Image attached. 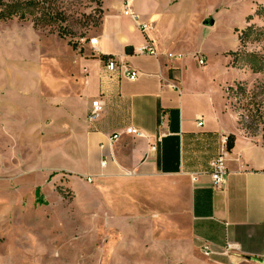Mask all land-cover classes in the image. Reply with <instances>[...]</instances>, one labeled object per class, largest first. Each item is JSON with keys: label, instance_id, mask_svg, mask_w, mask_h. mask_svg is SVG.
<instances>
[{"label": "crops", "instance_id": "1", "mask_svg": "<svg viewBox=\"0 0 264 264\" xmlns=\"http://www.w3.org/2000/svg\"><path fill=\"white\" fill-rule=\"evenodd\" d=\"M250 6L239 27L232 25V33L214 41L212 31L220 32L217 14L198 16L189 0H132L131 10L150 25L147 33L124 13V0H103L97 52L56 57L52 72L44 69L43 56L33 65L42 108L47 104L53 115L36 114L28 133L35 135V156L45 163L43 180L65 172L77 176L69 187L85 190L89 249L97 247L101 230L108 235L102 246L112 253L134 248V238L145 233L156 242L164 224V237L178 231L195 249L213 251L211 264H264V144L239 132L225 90L235 78L230 59L241 47L236 30L250 20L252 1ZM148 39L157 54H137ZM105 56L131 65L140 76L130 80L120 70H107ZM16 69L19 76L26 72ZM96 99L102 110L90 122ZM129 126L146 137L126 134ZM114 133L121 136L110 145ZM230 135L235 140L228 150ZM219 154L227 175L217 188L209 163ZM86 176L95 183L84 182ZM36 185L23 202L27 212L12 214V221L74 220L52 185Z\"/></svg>", "mask_w": 264, "mask_h": 264}, {"label": "rangeland", "instance_id": "2", "mask_svg": "<svg viewBox=\"0 0 264 264\" xmlns=\"http://www.w3.org/2000/svg\"><path fill=\"white\" fill-rule=\"evenodd\" d=\"M2 1L30 7L27 19L15 16L4 21L0 17V264H211L209 256L195 249L189 238L178 231H174L173 238L164 237V224L158 227L156 242L145 233L134 238V248L112 253L113 249L108 251L102 246L108 235L101 230L97 247L88 248L92 234L90 223L85 221V190L78 192L69 187L68 183L77 176L65 172L43 180L45 163L35 156L37 142L28 131L36 114L53 115L47 104L42 108L38 69L33 65H38L39 56H43L44 69L52 72L56 57L91 53L89 39L96 36L100 25L103 0ZM189 1L198 16L208 11L217 14L220 32L212 31L210 38L214 41L221 33L231 32L232 25L242 24L243 14L252 11V1L250 20L236 30L241 47L230 59L235 78L225 90L227 104L237 116L239 132L264 144V0ZM39 19L49 25L35 26ZM16 68L26 72L19 76ZM61 159L64 162L68 158ZM43 181L52 185L68 205L66 211L74 215V220L12 221V214L27 212L22 210L28 206L23 205L24 200L33 197L36 184ZM84 182L95 183L87 179ZM39 194L37 191L38 198ZM12 198H17L18 203L13 204Z\"/></svg>", "mask_w": 264, "mask_h": 264}, {"label": "built area", "instance_id": "3", "mask_svg": "<svg viewBox=\"0 0 264 264\" xmlns=\"http://www.w3.org/2000/svg\"><path fill=\"white\" fill-rule=\"evenodd\" d=\"M124 8H125L124 13L126 15H129L137 23V26L142 32L147 33V31L150 28V25L148 23L141 22L139 19V16L131 10L132 0H124ZM89 45L93 53L98 51L96 37H92L89 39ZM136 53L156 55L157 50H156L154 43L150 39H148L144 45L136 48ZM169 56H172V54H170ZM104 61H105V67L107 70L109 71L120 70L121 74L130 80H136L140 76V72L137 69H135L134 67L126 63H118L114 56H105ZM198 62L200 65H204L205 59L203 57H199ZM101 110H102L101 101L99 99L94 100L92 103V107L88 113V120L90 122L95 121L97 117L100 115ZM199 124H201V122H199ZM124 132L126 134L133 135L138 138L146 137V134L144 131L138 128H135L133 126L127 127ZM120 136H121V133H114L113 135H111L109 139L110 140L109 144L112 145L114 142H116L120 138ZM105 147L106 145L102 143L101 148L104 149ZM151 149L155 150L156 146L155 145L151 146ZM107 164H108L107 159L101 160V163H100L101 167L104 168L107 166ZM209 166H210V174L213 180V186L217 188L222 187L226 181V175H227V166H226V160H225L224 154H219L216 157H214L210 161ZM85 179H87V181L93 180L91 176H86ZM203 252L206 256H211L214 253L208 248H205Z\"/></svg>", "mask_w": 264, "mask_h": 264}, {"label": "trees", "instance_id": "4", "mask_svg": "<svg viewBox=\"0 0 264 264\" xmlns=\"http://www.w3.org/2000/svg\"><path fill=\"white\" fill-rule=\"evenodd\" d=\"M3 6V7H2ZM2 7V8H1ZM17 4L16 3H10V4H7V3H4L2 0H0V17L6 21V20H9V19H12L13 17L17 16L19 19H27V14H28V10L27 8H29L30 6H25V5H20L18 8L20 9H17ZM40 23H42L43 25L47 24L49 25V23H46L44 21V19H39V20H36L34 22L35 26L36 25H40ZM105 58V57H104ZM234 140H235V137L234 135H230L229 138H228V142H227V148L228 150H231L234 146Z\"/></svg>", "mask_w": 264, "mask_h": 264}, {"label": "water", "instance_id": "5", "mask_svg": "<svg viewBox=\"0 0 264 264\" xmlns=\"http://www.w3.org/2000/svg\"><path fill=\"white\" fill-rule=\"evenodd\" d=\"M209 21H207V23H208Z\"/></svg>", "mask_w": 264, "mask_h": 264}]
</instances>
